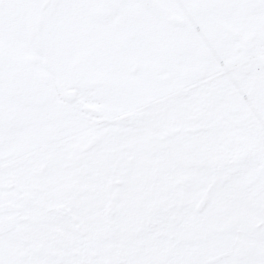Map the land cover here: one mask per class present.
Listing matches in <instances>:
<instances>
[{
  "label": "snow or ice",
  "instance_id": "snow-or-ice-1",
  "mask_svg": "<svg viewBox=\"0 0 264 264\" xmlns=\"http://www.w3.org/2000/svg\"><path fill=\"white\" fill-rule=\"evenodd\" d=\"M0 264H264V0H0Z\"/></svg>",
  "mask_w": 264,
  "mask_h": 264
}]
</instances>
